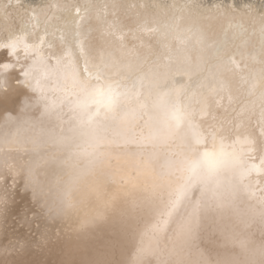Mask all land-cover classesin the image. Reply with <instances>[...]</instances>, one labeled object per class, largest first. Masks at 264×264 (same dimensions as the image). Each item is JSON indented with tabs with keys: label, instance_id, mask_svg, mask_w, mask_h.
<instances>
[{
	"label": "bare ground",
	"instance_id": "6f19581e",
	"mask_svg": "<svg viewBox=\"0 0 264 264\" xmlns=\"http://www.w3.org/2000/svg\"><path fill=\"white\" fill-rule=\"evenodd\" d=\"M245 5L250 4H207L205 0H0V41L9 35L5 15L12 31L36 24L32 33L35 37L43 36L46 29V42L53 47L45 48V54L60 52L61 37L73 50L76 42L83 40L92 46L93 55L110 52L121 63L130 62L134 71L122 74L129 85L154 65L170 64L174 69L177 59L187 54L195 66L202 57L199 70L186 76L172 75L169 87L183 88L181 103L196 113L195 122L201 130H222L229 145L238 137L253 140L256 151L250 163L258 164L264 144V105L260 99L264 91V77L260 76L264 70L260 16L264 11L254 6L249 10ZM33 11L36 17L29 20ZM176 26L191 29V33L184 32L186 36L199 29L203 44H197L192 35L186 45H179L173 38ZM113 33L123 36V40H117ZM19 56L17 63L8 56L7 49L0 51V63L15 65L7 72L0 71V197L6 200L0 207V264H31L35 250L41 255L34 264H134L142 239L145 244L153 240L150 229L166 199L147 200L143 177L136 181L134 189L120 179L131 175V161L135 158L132 154L140 149L129 145L124 150L129 155H121L118 168L114 165L115 179H103L98 171L89 179L90 184H102L99 195H84L81 187L73 193L74 206L61 210L59 189L69 180L72 169L50 162L53 156L66 159V153L49 143L48 137L69 134L72 114L65 106L58 115L41 116L43 109L35 103L36 94L22 82L21 66L31 61H25L22 50ZM232 60L239 64L240 71L233 67ZM253 76L259 84L250 93L249 83L241 77L251 81ZM205 103L208 115L201 118L199 112ZM141 127L142 124L137 131ZM18 128L26 142L22 146L3 144ZM32 138L41 141L35 150ZM30 168L40 180L42 194H37L29 183ZM249 182L255 196L242 193L230 205L209 213L194 247L182 248L175 225L170 224L166 233L153 240V251L143 257V264L195 261L201 253L209 259L226 258L237 264H264L260 254L264 245L260 218L264 210L260 202L264 175L253 174L250 181H245ZM133 200L134 208L130 206ZM240 241L247 242L246 248L240 247ZM174 248L177 254L170 255Z\"/></svg>",
	"mask_w": 264,
	"mask_h": 264
},
{
	"label": "snow or ice",
	"instance_id": "6c2138e0",
	"mask_svg": "<svg viewBox=\"0 0 264 264\" xmlns=\"http://www.w3.org/2000/svg\"><path fill=\"white\" fill-rule=\"evenodd\" d=\"M245 8L250 10L251 6L245 5ZM35 17L33 11L29 20ZM260 21V33L264 38V14H261ZM4 22L9 35L6 40L0 41V51L7 49L8 56L14 57L19 63V51L22 50L25 61H31L21 66L22 82L36 94L35 103L43 109L41 116L58 115L65 106L72 114L69 134L48 137L49 143L66 153V159L57 160L53 156L50 162L72 169L69 180L59 189L57 199L61 210L74 206L73 193L81 187L84 195H99L102 184H90L89 179L97 171L103 179H115L114 165L118 168L121 155H129L124 151L129 145L136 146L140 151L132 154L135 158L131 161V175L121 176L120 179L134 189L136 181L143 177L148 192L147 200L166 197L150 229L153 240L166 233L170 224H174L175 235L181 241L182 248L194 247L202 223L209 213L230 205L242 193L255 196L252 183L245 181H250L253 174L264 175V144L260 148L262 155L259 163H250L254 159L252 153L256 151L253 140L247 137L241 140L238 137L229 145L222 130L218 131L215 127L201 130L195 122L196 113L189 105L181 103L183 88L169 87L172 75L186 76L194 69L199 70L202 57H198L195 66L187 54L177 59L174 69L170 64L154 65L129 85L124 82L122 74L134 71L130 62L121 63L110 52L105 54L100 51L98 56L93 55L92 46L86 45L83 40H78L73 50L64 44L63 37V46L58 54L52 51L45 54V48L51 50L53 47L46 42V29L43 36L33 37L36 24H32L30 29L21 27L16 32L8 27L6 15ZM144 30L156 31L152 28ZM185 31L191 33V29L175 28L173 38L179 45H186L192 35L196 36L197 44H203L204 38L199 29L187 36L184 35ZM113 35L117 40H123V36ZM29 39H32L31 43ZM231 63L237 71L241 70L234 60ZM14 67L12 63H0V71L7 72ZM260 76L264 77V70ZM241 79L249 83L250 93L259 84L256 76L251 81L244 77ZM220 83L223 90V82ZM49 93L53 95L49 96ZM260 99L264 105V91H261ZM199 115L201 118L208 115L206 103L202 105ZM261 115L264 117V111ZM141 124L140 131H137ZM25 142L19 128L11 138L2 141L6 145L21 146ZM30 142L34 150L40 147L39 139L32 138ZM81 161L84 163L81 164ZM28 179L36 193L42 194L40 180L32 168L28 170ZM260 202L264 209V190H261ZM5 203L6 200L0 197V207ZM130 206L136 207V201H131ZM260 218L264 224V210ZM153 240L145 244L142 239L134 264H143V257L153 251ZM246 246V241H240L241 248ZM176 254L174 248L170 255ZM260 254L264 256V245L260 248ZM161 264L237 262L226 258L209 259L201 253L195 261L176 259Z\"/></svg>",
	"mask_w": 264,
	"mask_h": 264
},
{
	"label": "rangeland",
	"instance_id": "374dc122",
	"mask_svg": "<svg viewBox=\"0 0 264 264\" xmlns=\"http://www.w3.org/2000/svg\"><path fill=\"white\" fill-rule=\"evenodd\" d=\"M29 3H39L41 2L42 0H27ZM207 4H213L214 2L216 1H221L223 2V4H227L228 2H231V3H234L235 5L237 6H242L243 4L245 3H248L250 4V6H254L255 8H257L258 10H263L264 11V0H205ZM36 253H34V259H30L31 264H34L36 263L39 259V255H41V252H39V250H35ZM32 254V253H31ZM45 256L44 254H42V257Z\"/></svg>",
	"mask_w": 264,
	"mask_h": 264
}]
</instances>
